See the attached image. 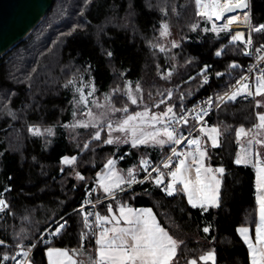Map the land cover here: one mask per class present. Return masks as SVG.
I'll return each mask as SVG.
<instances>
[{"label": "trees", "instance_id": "trees-1", "mask_svg": "<svg viewBox=\"0 0 264 264\" xmlns=\"http://www.w3.org/2000/svg\"><path fill=\"white\" fill-rule=\"evenodd\" d=\"M249 3L256 47L264 43V30L253 31L264 25V0ZM163 25L175 36L171 41L181 42L170 64L156 48ZM208 26L207 19L195 17L193 0H54L27 37L0 57V193L6 205L0 214V264L14 247H32L64 217L57 238L47 246L34 245L30 264H48V248L77 250L86 238L81 215L73 211L84 200V187H95L104 165L117 155L106 143L105 126L99 132L79 124L74 129L82 114L79 87L85 91L92 85L95 92L87 101L106 100L121 113L127 109L126 116L138 111L125 95L128 85L149 103L156 101L164 114L235 84L251 58L233 40V31L216 34ZM262 114L264 94L254 92L249 100L222 103L209 118L218 130V145L211 148L207 137L200 142L206 161L223 168L216 207H192L182 190L169 196L151 181L122 193L131 204L149 208L179 243L172 264H250L237 229H253L258 220L255 171L235 162L237 131L254 134L250 149L264 164V146L257 143H264V129H256ZM170 148L171 143L147 155L158 161ZM72 156L74 163L63 162ZM99 198L94 191L92 199ZM208 253L214 261L200 259Z\"/></svg>", "mask_w": 264, "mask_h": 264}, {"label": "snow or ice", "instance_id": "snow-or-ice-1", "mask_svg": "<svg viewBox=\"0 0 264 264\" xmlns=\"http://www.w3.org/2000/svg\"><path fill=\"white\" fill-rule=\"evenodd\" d=\"M197 7H203V11H200L199 14L202 16H207L211 19L213 16L217 20L221 19L225 12L234 11L235 9H244L248 7L246 0H224V3L221 4V0H195ZM239 20V17H229L227 24L224 28L227 29L233 23H236ZM248 17L245 15L244 21L247 22ZM264 30V25H261L258 28H254L253 31H262ZM242 34L237 33L233 36V40H242ZM249 43L251 41L249 40ZM221 53L217 52L216 55L219 56ZM235 67V65H233ZM259 84L256 88V95L264 94V78H257ZM205 82H207L205 80ZM238 84L240 82L238 81ZM248 89L247 84H241L240 87L234 91L231 95L228 96V99L234 100L238 94L246 91ZM247 94L251 95V92ZM223 99V97H221ZM132 103H136L135 100H132ZM168 113H172V108H168L167 112L164 113V116H168ZM147 116V112L143 114ZM134 119L133 117H128L124 121V125H128L129 121ZM260 124L258 127L264 129V114L258 117ZM151 120L163 123V117L152 116ZM180 120H183L184 123H187L185 117H180L176 123H179ZM171 123V118L169 120ZM155 127V124L152 125ZM121 131H124V127L120 128ZM37 132L39 130H36ZM201 132H204L212 142V146H217L216 136L218 135V130L212 128L209 131L205 132L202 128ZM241 135H246L243 129L237 131V137ZM133 136L135 137V131H133ZM149 136L153 141L163 145L167 143H175L180 145L185 137H182L176 133L175 128H169L168 126L163 127L160 130L149 133ZM163 136L166 137L165 140H157V137ZM96 139H99V134L96 135ZM148 136L143 138H134L133 144H144L148 142ZM189 145L196 146V153L199 157L193 156L189 153V156H192L191 164L188 163V156H185L184 159H180L175 166V170L170 171L169 175L171 177L170 182L166 185L164 191L167 195L171 196L174 194V191H184L188 195V201L192 204L193 207L197 206V198L203 197L200 200V206L203 207L204 203L215 204L216 196L215 191L218 190L219 181L216 180L214 175H210L213 170L210 168H205L203 165V158L205 152L200 149V141L198 139H189ZM106 143H112L111 140L106 141ZM257 143H261L257 141ZM264 146V145H262ZM173 155L179 157L181 153L177 152L175 148L172 149ZM171 159V158H169ZM64 163H71L67 158L63 161ZM237 164L240 163H249L250 161L245 156H238L235 161ZM143 163L147 164V161ZM113 164V161L109 160L106 167H109ZM192 165H196L195 168ZM164 167H170L168 163L164 164ZM255 167L257 169V179H258V191H264V166L261 165L259 158L255 161ZM195 172V179L191 178V173ZM216 172L222 173L223 169L218 168ZM129 172V176H131ZM79 179H83L78 175ZM157 185L163 183L161 176L155 178ZM135 182L134 178L127 181L129 186ZM122 183L125 181L119 177H115V174L108 176L106 180L101 181V187L105 193H112L113 189L119 188ZM182 185V189H177L176 185ZM215 184V188L213 185ZM208 192H212L211 197L207 196ZM257 203L259 205V224L256 226V243L253 245L247 237V228L237 229L238 233L244 238V242L248 244L250 252L252 254V264H264V195L257 196ZM0 206H6L3 200H0ZM207 210V209H205ZM109 214L112 213L113 209L109 206ZM119 216L110 215L106 216H96L97 226L101 224L113 223L111 228H104L99 235L96 243L99 246L97 249L98 258L95 260V264H172L176 256V250L179 246V243L174 240L157 222L151 210H143L141 212H135L132 209H125L121 207L118 209ZM91 215V213H89ZM85 227H88V218L85 216ZM123 222L128 227H120L119 225ZM61 228L63 225L60 226ZM205 232L208 231L207 228L204 229ZM59 232V228L57 229ZM2 243V242H0ZM34 246V245H33ZM25 256L27 253H23ZM47 256L49 258V264H64V259L68 256V253L63 250L50 248L47 251ZM7 259V257H5ZM201 260L214 261V255L208 253L200 258ZM69 264L73 262L69 261ZM190 264H196V261L193 260Z\"/></svg>", "mask_w": 264, "mask_h": 264}, {"label": "rangeland", "instance_id": "rangeland-1", "mask_svg": "<svg viewBox=\"0 0 264 264\" xmlns=\"http://www.w3.org/2000/svg\"><path fill=\"white\" fill-rule=\"evenodd\" d=\"M193 2H194L195 17L197 19H200V18L207 19L208 23H209V26H208L209 31H212L216 34L231 33V31H233V30L224 29L220 24L213 21L212 19H209L207 16L200 15L199 11L197 9V5H196L195 0H193ZM247 14L249 15V11ZM232 33H233V36L236 35L237 33L242 34V37H243L242 40H237V41L240 42L244 46L243 40L246 41L248 36H250V33H251V21H250V24L242 30V32L233 31ZM174 37L175 36L173 35V33H171V31L169 30V26L163 25L161 34L155 38V42L161 43V44L156 45V48L159 49L160 51H162L167 64H170L173 61L174 56H175L174 55V49L176 47H179L180 46L179 44H181L179 38L176 41H171V40H174ZM245 51L246 50H245V46H244V52ZM245 54L247 55L246 52H245ZM205 69H207V67H205L204 70ZM204 70H202V71H204ZM125 89H126L125 95H126L128 101L130 102L131 106L135 109V111H136V109L138 111H136L134 113L133 112L128 113V114H126V116H122L123 112H125V110H127V109L123 110V112L121 113L106 100H96L93 98L92 100L87 101V98L90 97L95 92V89L92 85H90L88 87V89L85 91H84V87H79V91L81 93H79L80 98H79V104L78 105L80 106L79 111L82 114H81L80 121H77V126L74 129H77V127H81L83 125V127H87V126L94 127L99 132L103 128V126H105V131H106L107 135H109L108 139H106V141L111 140L112 141L111 144H113L115 146V149H116V151H115V153H116L115 155H117L116 158L110 159L111 161H113L112 166L114 168L117 165L116 163L120 162L123 159V155H122L123 153L122 152L119 153V151L124 146L125 147L128 146L129 148L130 147H136V149L143 148V149H145V151H147V150L155 149L157 147H162L165 144L166 145L170 144V143L165 142L163 145H161V144L153 141L151 139V137L149 136V133L155 132V131L163 128V124H164L165 117H166L163 114H161L160 109L157 106L158 104L156 103V101L149 103L148 101H146L144 99V96L142 95V92L140 90L134 89L130 85H128ZM254 92H256V90ZM132 100H135L136 103H132ZM145 112H147L146 117L143 116V114ZM152 116L163 117V123H159V122L151 120ZM116 117H118V119L115 123L116 124L118 123V124L114 126L113 120H115ZM128 117H133L134 119L129 121L128 125H124V121L127 120ZM78 124L81 126H79ZM153 124H155V127H152ZM122 126L124 127V131L120 130V128ZM212 128H215V127L208 125V127H206L204 130H205V132H207ZM253 128H255V127H253ZM251 129L249 130L250 132H251ZM256 129L258 131L259 127L257 126ZM238 130H240V129H238ZM133 131H135V137L133 136ZM34 132H36V130ZM244 132L246 133V135H241L240 140L237 142L238 143L237 145H239V149H238L239 155L238 156H245L250 161L249 163H246V164L251 165L255 171L256 196H261L264 194V191H258L257 169L255 167V161L257 160V158H256V156H253L252 150L250 149V147L253 143L252 141L255 140L256 137L254 136V134L252 132H251L252 134H250V136H247L249 133L247 130ZM260 132H262L261 129H260ZM146 136L149 137L147 143L136 144V145L133 144L134 138H143ZM262 136H263V134H262ZM201 137H207L208 138V136L206 134H204V132L199 133V135H198L199 141H200ZM216 139L218 140V135L216 136ZM157 140H165L166 141V137L159 136V137H157ZM208 140L210 141L209 144L212 145L211 140L209 138H208ZM260 144L264 145V143H260ZM201 145L202 144L200 142V145H199L200 149L202 151H204L203 148L201 147ZM211 145H210V147H211ZM194 150H196V148L192 149L189 153L192 154V151L195 152V156L197 157V159H199L196 151H194ZM206 155H207V153L205 152V156L203 158V165L205 168L212 169L213 172L210 175H214L216 180L219 181L218 190L215 191V196H216L215 204L204 203V206H203V207H209L210 208V207H216V205L218 204L219 193H220L221 187H222L221 176H222L223 172L219 173V172H216L215 170L218 168H221V169H223V168L220 166H214L212 163H209L208 161H206ZM190 157L191 156H189L188 158H190ZM67 159L69 161H72V160L75 161L74 156L69 157ZM63 160H65V158ZM261 165L264 166V164L262 162H261ZM192 167L195 168L196 165H192ZM191 178L193 180L195 179V172L194 171L191 173ZM213 187L215 188V184L213 185ZM185 195H186V198L188 201V195L186 193H185ZM212 195H213L212 192L207 193V196H209V197H211ZM0 197H1V200H3L1 193H0ZM201 199H203V197L197 198V206L196 207L201 208V206H200V200ZM189 205L192 206V204H190V203H189ZM257 222H258V220H257ZM256 225H257V223H256ZM59 227H60V223H58L56 225V228H59ZM240 228H247L248 229L247 237H248L249 241L254 245V243H255L254 242V235H256L255 227L253 228L254 230L252 228H249V227H240ZM246 246L249 249L248 244H246ZM16 247L19 248L18 252L20 253V257H25V255L23 253H27V250H29L31 248V247L25 248L22 245H18ZM16 247H14L13 254L15 253V251L17 249ZM249 251H250V249H249ZM250 255H251V261H252L251 252H250ZM29 257H30V255H29ZM29 257H28V259H29ZM7 260H4L5 264L7 263Z\"/></svg>", "mask_w": 264, "mask_h": 264}, {"label": "built area", "instance_id": "built-area-1", "mask_svg": "<svg viewBox=\"0 0 264 264\" xmlns=\"http://www.w3.org/2000/svg\"><path fill=\"white\" fill-rule=\"evenodd\" d=\"M247 40L246 41L243 40V44L245 46V50L249 52V49L253 47V43L250 36L248 37ZM249 40L251 41V43H249ZM241 70H242V74L236 78L237 80L235 84L231 88H229V90L226 91L225 93L210 94L202 99H199L195 105L192 106L185 105L181 107L177 112H172L168 114L166 120V126H168L170 129L175 128L176 133L182 137H185L186 139H184L180 145L172 143L170 150L158 161H153L150 159L143 160L138 168H135L131 171L132 175L130 176V179L134 178L135 182L139 184L142 183L143 181L149 180L154 185L160 187V189L164 191L166 185L171 180V177L169 175L170 171L175 170V166L178 163V161L180 159H184L185 156L189 157L188 155L189 152L192 149L196 148L195 145H189L187 142L189 139H192V134L195 131V129L198 127L207 126L208 118L220 103L224 101L233 102L236 100L245 101V100H249L252 97L254 91L256 90L259 84L257 78L258 77L264 78V44H258L254 48L251 62L242 66ZM238 81L240 82V84H238ZM241 84H247L248 89L242 92L241 94H238L234 100L228 99V96L231 95L234 91H236ZM248 92H251L252 94L249 95L247 94ZM221 97H223V99H221ZM180 117H185L187 119V122L190 120H194L197 121V123L193 129H191L189 132H185L184 126L187 123H184L183 120H180L179 123H176V121L179 120ZM170 118H171V123H169ZM173 148H175L177 152L181 153L179 157L173 155L172 152ZM192 155L195 156V152L192 151ZM144 161H147V164L143 163ZM191 162H192V156L188 158V163L191 164ZM165 163H168L170 167L167 168L164 167ZM138 171L142 173V176H139ZM158 175L161 176L163 180V183L159 185H157L155 180V178ZM83 191H84V203L82 206H80L78 209H76L73 212H78L81 215V220L84 227H85L84 218L85 216H87L88 218V227H85L86 238L82 240L81 247L91 246L94 248L97 245L96 241L99 238V233L101 230V225L97 226L96 223V216L99 215L97 206L98 203L100 202V199H92L94 195L93 187L85 186ZM3 209L4 207L0 206V210ZM89 213H91V215H89ZM64 218H62L59 221L60 226L63 225V227L65 225ZM62 228L59 227V230H61ZM57 229L58 228H55L53 230L52 227H50L47 230H45L43 233L40 234L38 240L36 241V243H34V245L40 242L43 246H47L53 239L58 237L59 232H57ZM33 247L34 246H32L29 250H27V255L25 257H20V253L18 252L19 248L16 247L17 249L15 253L7 260L6 264H26L28 257L32 252Z\"/></svg>", "mask_w": 264, "mask_h": 264}, {"label": "crops", "instance_id": "crops-1", "mask_svg": "<svg viewBox=\"0 0 264 264\" xmlns=\"http://www.w3.org/2000/svg\"><path fill=\"white\" fill-rule=\"evenodd\" d=\"M171 145H172V143H171ZM217 145H218V140H217ZM211 148H214V147L211 145ZM121 152L123 153L122 154L123 159L120 162L116 163L117 165L115 166V168L112 165L109 167H106L105 165L108 164V162H107L104 165V171L101 174H99V176L97 178L96 186L94 187V191L96 193L100 194L99 199H100V203L102 204L100 216L108 217L110 215H115L118 217L119 216L118 209L121 207H124L125 209H132L135 212H141V211L146 210V209L150 210L149 208L141 206V205L131 204L126 198H122L121 195H122V193L135 188V187L130 188L129 184L127 183V181L130 179L129 172H131L135 168H138L140 163L143 160H145V159L152 160V159L149 157V155H147L148 151H145V149H143V148L136 149V147H130L129 148L128 146L127 147L124 146V150ZM154 154H157V153H154ZM154 156L155 155H153L152 157H154ZM66 158H69V157H66ZM74 158H75V156H74ZM114 158H116V157H114ZM74 162L75 161L72 160L71 163H67V164H72ZM113 174H115V177H119V178L123 179L125 181V183H122L119 188L113 189L112 193H105L103 188L100 186L101 181L106 180V178L108 176H111ZM176 186L182 188V186L180 184H177ZM256 202H257V196H256ZM109 206H111L113 209L111 214H109V211H108ZM196 208H199V207H196ZM257 217H258V222H257V225H258L259 224V205H258V209H257ZM112 226H113V223H111V222L108 224H101L100 233H101V231H103L104 228H106V227L111 228ZM119 226L120 227H128V225H125L123 222H121V224ZM256 226H255V230H256ZM100 233H99V235H100ZM238 235L241 238L244 245L246 246V243L244 242V238L239 233H238ZM255 238H256V235H254V242L256 243ZM255 243H254V245H255ZM98 247H99L98 245H96V247H94V248L91 246L81 247V245H80L79 249L73 250V251H69L67 248H55V247H53V248L66 251L68 253V256L66 258H62V259H64V264H69V261L73 262V264H94L95 258L96 259L98 258V256H97ZM246 248H247V246H246ZM48 249H50V248H48ZM48 249H47V251H48ZM47 251H46V258H47V263L49 264V258L47 256ZM247 252H248L249 263L252 264L251 255H250V251L248 248H247ZM94 253H95V256H94ZM26 264H30V263L27 261ZM189 264H190V262H189Z\"/></svg>", "mask_w": 264, "mask_h": 264}, {"label": "water", "instance_id": "water-1", "mask_svg": "<svg viewBox=\"0 0 264 264\" xmlns=\"http://www.w3.org/2000/svg\"><path fill=\"white\" fill-rule=\"evenodd\" d=\"M53 1L0 0V57L27 37L49 11ZM237 10L226 12L223 16L234 14Z\"/></svg>", "mask_w": 264, "mask_h": 264}, {"label": "bare ground", "instance_id": "bare-ground-1", "mask_svg": "<svg viewBox=\"0 0 264 264\" xmlns=\"http://www.w3.org/2000/svg\"><path fill=\"white\" fill-rule=\"evenodd\" d=\"M246 2H247V4H248V7L244 10V11H241V10H237L234 14H231V15H227V16H222V18L221 19H219V20H217L216 18H215V16H213L211 19L213 20V21H215V22H217L218 24H220L223 28H224V26H225V24H227V21H228V18L229 17H239V20L236 22V23H233L232 25H230L228 28H227V30H233V31H235V32H242V30L244 29V28H246L249 24H250V18L248 17V9H249V0H246ZM224 3V0H221V4H223ZM197 5V4H196ZM197 9H198V11L200 12V11H203V7L201 6L200 8H198L197 7ZM226 13V12H225ZM245 15H247V17H248V20H247V22H245L244 21V17H245ZM225 29V28H224ZM249 37V36H248ZM251 38V37H250ZM248 39V38H247ZM258 44H264V43H258ZM257 44V45H258ZM254 45H253V47L252 48H250L249 49V52H247V51H245L246 53H247V55L251 58V60H252V55H253V51H254ZM203 80H204V83L205 84H208V82H209V78H208V76L205 74L204 76H203ZM205 80L207 81V82H205ZM231 88V87H230ZM213 93H218L217 91L216 92H211V93H209V94H207V95H205L204 97H206V96H208V95H210V94H213ZM218 94H223V93H218ZM204 97H201V98H198L197 100H195L194 102H192V103H190V104H188V105H190V106H192V105H195L197 102H198V100L199 99H202V98H204ZM246 101V100H245ZM225 102H228V101H224V102H222V103H225ZM222 103H220L217 107H216V109L222 104ZM216 109H214V112H215V110ZM170 114V113H169ZM213 114V113H212ZM211 114V115H212ZM211 115H210V117H211ZM167 117L168 116H166L165 117V121H164V124H163V127H165L166 126V120H167ZM209 117V118H210ZM209 118H208V122H207V126H205V127H198V128H196L195 129V131L193 132V134H192V139H198V135H199V133L201 132V129L203 128V129H205L206 127H208V125H209ZM196 123H197V121H194V120H190V121H188L187 122V124L184 126V131L185 132H189L191 129H193L194 127H195V125H196ZM198 133V134H197ZM172 146V145H171ZM138 173H139V176H142V173L140 172V171H138ZM146 181H149V180H146ZM145 181H143L142 183H144ZM142 183H140V184H142ZM139 183H136V182H133L129 187L130 188H132V187H136V186H138V185H140ZM93 189H94V187H93ZM175 192V191H174ZM83 203H84V200H83V202H82V204L80 205V206H82L83 205ZM100 203V202H99ZM98 203V204H99ZM79 206V207H80ZM4 207V209L3 210H0V214L2 213V212H4L5 211V206H3ZM79 207H77L76 209H78ZM75 209V210H76ZM74 210V211H75ZM97 210H98V213H99V209H98V206H97ZM99 215H100V213H99ZM62 219V218H61ZM60 219V220H61ZM59 220V221H60ZM59 221H57L56 223H54V225H52V226H50V227H52V229H53V227L55 226V225H57L58 223H59ZM49 227V228H50ZM48 229V228H47ZM46 229V230H47ZM54 230V229H53ZM44 232V231H43ZM42 232V233H43Z\"/></svg>", "mask_w": 264, "mask_h": 264}]
</instances>
